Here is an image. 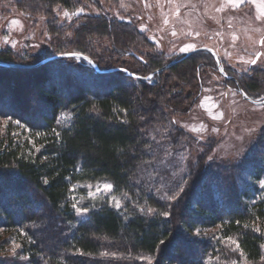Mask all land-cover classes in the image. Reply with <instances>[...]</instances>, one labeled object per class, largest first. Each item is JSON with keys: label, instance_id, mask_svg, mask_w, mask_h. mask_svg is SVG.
Returning <instances> with one entry per match:
<instances>
[{"label": "trees", "instance_id": "obj_1", "mask_svg": "<svg viewBox=\"0 0 264 264\" xmlns=\"http://www.w3.org/2000/svg\"><path fill=\"white\" fill-rule=\"evenodd\" d=\"M5 1L37 20L47 17L51 55L80 52L102 69L154 73L146 79L116 71L121 82L99 96L69 69L53 73L50 62L0 66V116L11 117L0 127V227L30 239L21 248L27 258L21 264H264V196L250 205L249 195L259 188L247 177L260 176V161L243 168L220 164L215 171L217 163L205 170L199 160L171 189L172 180L152 173L157 159L179 149L187 136L175 120L194 109L205 72L218 70L213 53L170 58L136 25L87 8L89 15L57 25L58 6L73 10L90 3L102 9L100 0ZM12 55L0 52V60L11 61ZM250 70L225 81L257 99L264 94V71ZM19 78L33 85L25 87ZM34 88L37 96H28ZM63 112L69 121L60 120ZM16 120L31 130L32 141L18 137ZM101 179L123 193L124 207L93 209L78 222L73 185Z\"/></svg>", "mask_w": 264, "mask_h": 264}, {"label": "rangeland", "instance_id": "obj_2", "mask_svg": "<svg viewBox=\"0 0 264 264\" xmlns=\"http://www.w3.org/2000/svg\"><path fill=\"white\" fill-rule=\"evenodd\" d=\"M99 2L103 10L90 3H87L86 7L80 5L73 10H62L61 6H58L54 9L58 15L57 25L61 28L73 18L89 15L85 10L87 8L97 15L103 13L136 25L156 43L160 52L170 58L181 54L180 49L188 45H193L192 49L210 46L217 51L224 70H231L234 76L252 74L251 67L264 71V44L260 43L264 39V0H243L239 7L229 4L227 0ZM80 9L83 11H79ZM46 21V16H39L37 20L36 17H30L16 8L13 3L0 0V52L12 53L10 62L19 63H36L52 56L49 54L52 37ZM259 51L262 53L257 63L252 64L250 61L255 59ZM83 60L85 59L80 57L59 58L49 61V66L53 73L61 67L69 69L87 81L92 92L99 96L106 95L115 84L121 82L119 73L96 72L88 61ZM60 72L63 74V71ZM19 79L25 87L32 83L27 79ZM14 89L18 91L17 86ZM32 93L37 94L35 88L28 96ZM257 99H264V94ZM6 105L9 106L10 103L7 102ZM5 113L0 116V127H3L8 119L7 112ZM70 119L71 115L67 112H63L60 117L61 121ZM175 121L187 136L178 142L179 149L169 151L152 166V173L156 177H162L164 182L172 180L171 186L167 185L169 189L180 184L184 175L189 173L190 165H197L199 160H203L205 170L210 164L217 163L215 171L219 170L220 164L224 166L225 163L232 162L240 168L253 161H260L264 166V104L245 99L233 85L225 81L218 70L209 69L205 72L203 92L194 109L185 116H177ZM20 124L24 127L14 124L19 132L18 137L30 139L31 130L21 122ZM224 175L230 178V174ZM247 177L259 188L248 197L251 205L264 196V187L261 186L264 171L259 177ZM232 180L235 183L236 177ZM104 184L113 185L112 190H96ZM72 192V205H76L73 209L79 217L78 222L87 218L89 211L103 206L121 210L126 199L112 181L103 179L77 182L73 185ZM113 198L119 201V207ZM84 208L87 209L86 212L77 210ZM29 241L26 234L18 229L0 227V264H21L22 261L24 263L27 258L23 257L20 251ZM15 245L20 247L13 254Z\"/></svg>", "mask_w": 264, "mask_h": 264}, {"label": "water", "instance_id": "obj_3", "mask_svg": "<svg viewBox=\"0 0 264 264\" xmlns=\"http://www.w3.org/2000/svg\"><path fill=\"white\" fill-rule=\"evenodd\" d=\"M201 50H206V51H210L211 53H213V55L215 56L216 60H217V64H218V70L219 72L225 76L226 78H233V76L231 75H228L226 73V71L224 70L223 66H222V62L220 60V57L217 53V51L213 48V47H210V46H199L195 49H192L188 52H184L182 53V58H185L195 52H198V51H201ZM73 53H76L78 55H71ZM133 53V52H131ZM261 51H259L258 54L261 55ZM63 57H80V58H83L85 60H87L94 68H95V71L96 72H102V73H105V72H116V71H124L126 72L128 75H131V76H134V77H139V78H146V79H149L151 78L154 73L148 75V76H142V75H138L130 70H128L127 68L125 67H111V68H107V69H102L98 63H96L90 56L88 55H85L83 53H80V52H64V53H58V54H54L52 56H49L47 58H44L36 63H19V62H10V61H4V60H0V66H4V67H12V68H34V67H38L42 64H45L49 61H52V60H56V59H59V58H63ZM257 58V56L255 57V59ZM181 60V57L178 58V59H173L171 60L170 62L166 63L165 65H163L161 68H159L158 70H156V72H160V71H163V70H166L168 69L169 67H171L173 64H175L176 62L180 61ZM238 91L240 92V94L247 100L253 102V103H256V104H264V99L262 100H258V99H255L253 97H251L246 91H244L241 87L238 88Z\"/></svg>", "mask_w": 264, "mask_h": 264}, {"label": "snow or ice", "instance_id": "obj_4", "mask_svg": "<svg viewBox=\"0 0 264 264\" xmlns=\"http://www.w3.org/2000/svg\"><path fill=\"white\" fill-rule=\"evenodd\" d=\"M227 2H228L229 4H231V5H234V6H236V7H239V5L243 2V0H227ZM79 11H83V9H80ZM65 15H67V13H65ZM6 42H7V41H6ZM260 43H261V44H264V39H262V40L260 41ZM193 47H194L193 45H188V46H186V47L181 48L180 51H181L182 53H183V52H188V51H190ZM71 55H78V54L73 53V54H71ZM259 56H260V54H257V58L251 60L250 62H251L252 64H256V63H257V60L259 59ZM10 119H11V117H8V120H10ZM7 122H8V121L6 120L5 123H7ZM13 123L19 125L20 127H24L23 125L20 124V121H19V120L13 121ZM261 186L264 187V181L261 182ZM112 188H113V185H111V184H104L102 187H99V186H98L96 190H97V191H109V192H110V191L112 190ZM113 200H114V202L116 203V206L119 207V201H116L115 198H113ZM73 207H76V205L74 204ZM77 210H78V211H82V212H86V211H87L86 208H84V209H77ZM148 211H149V212H152V211H154V210L151 209V208H149ZM162 214H163L164 216L169 215V213H167V212H164V213H162ZM256 230L259 231V229H256ZM228 239L231 240L230 237H229ZM232 243L235 244V246H236L237 249L239 248V244H238L236 241H232ZM19 247H20V245H15V246L13 247V249H12L13 254L16 253V249L19 248ZM232 264H236V262L233 261Z\"/></svg>", "mask_w": 264, "mask_h": 264}, {"label": "flooded vegetation", "instance_id": "obj_5", "mask_svg": "<svg viewBox=\"0 0 264 264\" xmlns=\"http://www.w3.org/2000/svg\"><path fill=\"white\" fill-rule=\"evenodd\" d=\"M221 60V59H220ZM231 76H233V75H231ZM224 78H226L225 76H224ZM235 78V76H233V78H229V79H234ZM226 79H228V78H226Z\"/></svg>", "mask_w": 264, "mask_h": 264}]
</instances>
